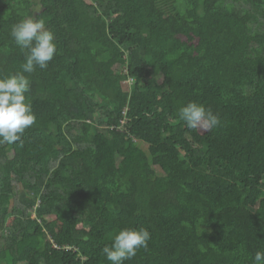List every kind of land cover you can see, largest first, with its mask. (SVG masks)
Wrapping results in <instances>:
<instances>
[{
  "label": "trees",
  "instance_id": "16d2710c",
  "mask_svg": "<svg viewBox=\"0 0 264 264\" xmlns=\"http://www.w3.org/2000/svg\"><path fill=\"white\" fill-rule=\"evenodd\" d=\"M36 3L0 0V77L25 62L20 20H43L57 45L25 73L35 124L0 144V264H111L103 247L141 227L148 247L125 264H254L264 0H40L35 14ZM190 101L220 125L187 128Z\"/></svg>",
  "mask_w": 264,
  "mask_h": 264
},
{
  "label": "clouds",
  "instance_id": "9594fccd",
  "mask_svg": "<svg viewBox=\"0 0 264 264\" xmlns=\"http://www.w3.org/2000/svg\"><path fill=\"white\" fill-rule=\"evenodd\" d=\"M11 36L24 53L25 62L21 71L0 77V144L8 145L22 143L25 130L36 122L27 97L31 82L25 73H33L37 68L46 69L57 54L55 34L43 20L24 18L12 26ZM178 118L187 128L206 132L221 123L211 108L195 101L182 106ZM150 239L151 234L146 228H123L113 236L110 245L103 247L102 253L111 264H125L136 256L139 249H147ZM254 264H264V251L256 252Z\"/></svg>",
  "mask_w": 264,
  "mask_h": 264
},
{
  "label": "rangeland",
  "instance_id": "374dc122",
  "mask_svg": "<svg viewBox=\"0 0 264 264\" xmlns=\"http://www.w3.org/2000/svg\"><path fill=\"white\" fill-rule=\"evenodd\" d=\"M34 10H35L34 11L35 14L39 13L42 10V6L40 4V0H37V3H36V6H35ZM126 89H129V85L126 86ZM142 145H143L144 148H147V145L146 144H142ZM156 169H157L158 173L160 174L161 171L158 168H156Z\"/></svg>",
  "mask_w": 264,
  "mask_h": 264
}]
</instances>
